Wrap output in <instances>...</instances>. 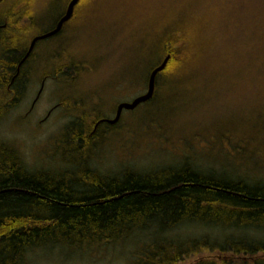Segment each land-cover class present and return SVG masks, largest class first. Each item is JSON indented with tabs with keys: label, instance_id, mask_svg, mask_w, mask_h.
<instances>
[{
	"label": "rangeland",
	"instance_id": "1",
	"mask_svg": "<svg viewBox=\"0 0 264 264\" xmlns=\"http://www.w3.org/2000/svg\"><path fill=\"white\" fill-rule=\"evenodd\" d=\"M41 1L34 8L49 10L51 0ZM262 2L81 0L62 34L38 43L31 62L23 66L22 80L28 84L22 101L15 104L17 96L9 91L11 86L4 87L7 94L0 87V148L16 150L32 172H73L76 176L83 164L111 179L189 166L222 177L244 178L252 184L264 182V12L258 7ZM173 12L184 15L185 24L195 34L199 28L196 44L204 42L200 49L206 58L200 57L198 71L190 73L197 80L190 87L166 81L149 103L133 112L125 110L119 126L98 129L101 134L96 146L86 147L89 152L83 163L74 165L67 156L73 149L70 129L78 119L83 121L78 129L86 131L96 121L93 111L83 113L82 99L88 95L92 106L97 104L111 117L116 102L144 93L154 61L163 59L162 50L153 45L154 38L176 22ZM30 14L36 22L37 12ZM165 45H161L163 50L169 52ZM39 46H47L51 52L40 53ZM3 47L4 42L0 43V79L11 78L6 65L23 49L17 47L10 56ZM79 65L84 72L81 78H74L72 69L76 71ZM44 75L49 78L38 94ZM92 91L106 100L89 95ZM162 227L159 222L151 223L146 229L131 230L118 242L96 247L33 249L28 264H138L136 260L151 245L167 240L186 249L194 239L203 244L248 245L254 243L250 232L254 231L255 238L264 237L260 230L224 229L199 222ZM226 248V256H233L232 249ZM218 251L201 250L181 264H194L201 256L215 259Z\"/></svg>",
	"mask_w": 264,
	"mask_h": 264
},
{
	"label": "trees",
	"instance_id": "2",
	"mask_svg": "<svg viewBox=\"0 0 264 264\" xmlns=\"http://www.w3.org/2000/svg\"><path fill=\"white\" fill-rule=\"evenodd\" d=\"M56 1L61 0H52V3ZM62 1L61 6L69 0ZM9 5L0 15V24L4 25L0 43L4 42V53L12 56L17 44L21 45L22 39L24 42L25 30L35 22V17L30 16L33 12L30 0H11ZM259 5L262 7L260 11L264 12V2ZM175 14L181 24L171 23L153 41V45L162 50L161 56L171 55L165 70L158 75L154 97L166 81L182 83V79L185 80L183 76L188 77L187 80L194 76L190 73L198 71L197 57L204 54L200 49L204 47V42L199 40L196 44L199 28L195 34L194 28L185 24L184 15ZM163 43H166L163 47L170 48L169 52L163 50ZM15 65L12 59L6 65V72H13ZM69 69H72L71 66ZM72 71L76 73L74 78L78 75L81 78L84 67L79 65L76 71ZM56 74L58 76V72ZM22 79L21 73L11 85L8 75L1 76L0 87L11 86L9 91H13ZM5 90L7 94L8 89ZM93 93L98 94L92 91L89 95ZM81 102L83 113L93 111L94 119L105 115L104 109L93 102L94 106L91 105L88 95ZM82 123L78 119L70 129L74 134L70 138L73 149L67 156L70 160L73 158L76 166L79 162L83 163L82 158L89 152V148H85H91L101 134L97 131L95 139L87 137L88 130L78 129ZM117 126L119 123L110 128ZM82 134L84 138H78ZM3 150L0 153V264H28V254L42 246L55 244L90 248L118 242L131 230L144 228L147 222L155 219L163 225V229L196 218H207L210 223H216L211 225L231 224L247 232L255 229L264 233V185H254L246 179L225 178L189 166L175 171L168 169L161 174L132 173L111 179L98 175L83 164L76 176L73 172L37 174L28 170L16 150L10 147ZM263 238H254V243L248 245L207 240L208 244H203L196 240L186 249L175 241L167 240L151 245L136 263L181 264L201 250L213 249L215 244H219L225 249L227 246L231 248L233 256L220 255L215 260L201 256L194 264H264Z\"/></svg>",
	"mask_w": 264,
	"mask_h": 264
},
{
	"label": "bare ground",
	"instance_id": "3",
	"mask_svg": "<svg viewBox=\"0 0 264 264\" xmlns=\"http://www.w3.org/2000/svg\"><path fill=\"white\" fill-rule=\"evenodd\" d=\"M10 2H11V0H0V15L3 13V11H4V8H6L7 6L9 7L10 5ZM62 0L60 1V2H58V1H56L55 3H52V0L50 1V3H51V5H50V9L49 10H39V9H35L34 8V6L35 5H38V4H40V3H42V1L41 0H30V5H31V7H33V12H37V15H36V18H37V21L36 22H32V24H33V26H30V25H32V24H30L28 27H29V29L28 30H25V37H24V42H23V39H22V41H21V45L20 44H17V46L18 47H25L24 48V50L22 49V50H20V51H18L17 52V54H15L14 55V57H13V59L15 60V62H16V65H15V70L12 72V71H10L11 72V82L13 83L14 81H15V79H17V77L21 74V70H20V68H19V65H20V63L22 62V63H25V64H27V63H30L31 62V60H32V57L34 56V53H35V51L34 50H32L31 52H29V49H30V45H31V42H32V40L36 37V36H38V35H42V34H44V33H47V32H49V31H51V30H53L55 27H56V25H57V23L59 22V20L64 16V14L66 13V10H67V7L65 6V8L64 9H62V7L63 6H61L62 5ZM78 6H79V3L78 4H76L75 5V8H74V12H73V15H72V17L68 20V21H66L64 24H63V27H62V29L58 32V33H56V34H54L52 37L54 38V37H56V36H58V35H60V34H62V32L66 29V26L74 19V16H75V14H76V10H77V8H78ZM62 9V12L59 14H57L56 12L59 10V9ZM189 8V7H188ZM55 15H54V14ZM43 14H47V16L46 15H43ZM53 14V15H52ZM45 18V19H44ZM47 19V21L46 22H43V20H46ZM172 23H175L176 25H178V20H176V22H172ZM42 24H47V25H49V27L48 28H46V29H43L44 27H41V25ZM3 26L4 25H1L0 24V35H1V30H2V28H3ZM179 26V25H178ZM39 31H41V32H39ZM28 32H32V33H30L29 35H28ZM39 32V33H38ZM49 38V37H48ZM48 38H45V39H48ZM14 39H16V38H14ZM13 39V40H14ZM26 44V45H25ZM44 44H46V43H44ZM264 44V42H262V45ZM48 45V44H47ZM40 48H41V46H39ZM36 50H37V47H36ZM38 52H40V53H43V54H48V53H50L51 52V49L50 48H47V46L46 47H42L41 49H40V51H38ZM199 57H201V58H206L205 57V55H200V56H198L197 57V59L199 60ZM163 61V59H158V60H155L154 61V65L155 64H157V65H159L161 62ZM183 77H185V80L184 79H182V82L185 84V86L186 87H190L191 86V84H194V81H196L197 80V77H195V76H192L191 75V77H189V80H187V78L188 77H186V76H183ZM27 81H21L18 85H17V87L16 88H14L13 89V91L15 92V95L17 96L16 97V100H15V104L16 103H18V102H20V101H22V99H23V93L25 92V89H26V87H27ZM98 139H96V140H94V143L92 144V146H96V141H97ZM5 150H3V149H1L0 148V153H2V152H4ZM35 173H37V174H39V173H41V174H49V172L47 171V170H43V171H36ZM232 177H234V176H232V175H230L229 177H225V178H230V179H236V178H232ZM239 179H242V178H239ZM244 179V178H243ZM254 185L255 184H261V185H264V182H255V183H253ZM202 216H204V215H202ZM190 220V219H189ZM197 220V221H196ZM210 219H207V218H196L195 220H192V221H187V222H199V223H202V224H205V225H208L207 223H210ZM155 222H158L156 219L155 220H152V221H150V222H147L146 224H145V226H144V228L146 229L147 228V226H148V224H151V223H155ZM211 224H216V223H210L209 225L211 226V227H216V226H221V227H223L224 229L225 228H229L230 226H231V224H221V225H211ZM231 228H233L232 226H231ZM251 231V230H250ZM253 232L254 231H252V232H250V234H249V237H250V235H251V237L254 239L255 237H256V235H254L253 234ZM126 237V236H125ZM195 241L197 240V239H194ZM198 241H199V239H198ZM216 246L215 247H213V249H217V253H218V256H216V258L215 259H217L220 255H227V252L225 251L226 249L224 248V247H222L221 245H219V244H215ZM45 247H48V248H56V245L54 244V245H48V246H45ZM45 247H37L36 248V250H39V249H47V248H45ZM39 248V249H38ZM52 249V250H53ZM213 249H211V250H213ZM209 259H213V258H209ZM215 259H213V260H215Z\"/></svg>",
	"mask_w": 264,
	"mask_h": 264
},
{
	"label": "water",
	"instance_id": "4",
	"mask_svg": "<svg viewBox=\"0 0 264 264\" xmlns=\"http://www.w3.org/2000/svg\"><path fill=\"white\" fill-rule=\"evenodd\" d=\"M79 1L80 0H70V2L67 5L66 13L59 20L56 27L47 33L36 36L31 42L29 52H31L33 50V48H34V46L38 40H42V39L48 38L50 36H53L54 34L58 33L62 29L63 24L72 17L75 5L78 4ZM169 59H170V55H166V57L163 59V61L151 71L150 76H149V81H148V88H147V91L145 93L137 96L131 102H122L118 105L115 118L108 120L110 123L114 124L120 119V116H121L123 109H134L139 104L146 102L152 98V96L154 94V90H155L156 76L160 71H162L166 68ZM21 64H22V62L20 63L19 68H20Z\"/></svg>",
	"mask_w": 264,
	"mask_h": 264
},
{
	"label": "flooded vegetation",
	"instance_id": "5",
	"mask_svg": "<svg viewBox=\"0 0 264 264\" xmlns=\"http://www.w3.org/2000/svg\"><path fill=\"white\" fill-rule=\"evenodd\" d=\"M47 77H49V76L45 75L42 81H44V79L47 78ZM93 129H94V126H92V128L89 130V132L87 134V137H93V135H92L94 133Z\"/></svg>",
	"mask_w": 264,
	"mask_h": 264
}]
</instances>
